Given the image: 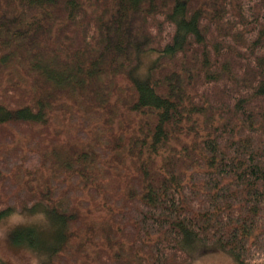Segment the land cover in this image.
<instances>
[{
  "label": "trees",
  "instance_id": "obj_1",
  "mask_svg": "<svg viewBox=\"0 0 264 264\" xmlns=\"http://www.w3.org/2000/svg\"><path fill=\"white\" fill-rule=\"evenodd\" d=\"M41 206L40 264H264V0H0V220Z\"/></svg>",
  "mask_w": 264,
  "mask_h": 264
},
{
  "label": "rangeland",
  "instance_id": "obj_2",
  "mask_svg": "<svg viewBox=\"0 0 264 264\" xmlns=\"http://www.w3.org/2000/svg\"><path fill=\"white\" fill-rule=\"evenodd\" d=\"M166 29V25L162 27ZM166 34V33H165ZM155 53L142 54L136 76L144 78L149 74L155 59ZM36 161L30 155L24 161L25 166ZM51 212L44 207L23 213L10 214L0 220V258L5 264H40L48 256L54 242L60 241L59 225ZM34 228L31 235L33 242L16 243L13 234L18 228ZM27 232L20 236L24 237ZM23 239V238H22ZM188 251L192 256L190 264H240L237 259L218 245L207 248L196 239L188 240ZM186 247V248H187Z\"/></svg>",
  "mask_w": 264,
  "mask_h": 264
}]
</instances>
